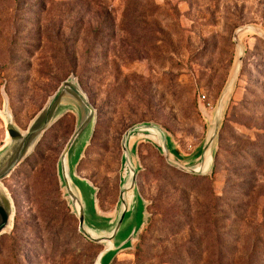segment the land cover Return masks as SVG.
<instances>
[{
  "label": "rangeland",
  "instance_id": "obj_1",
  "mask_svg": "<svg viewBox=\"0 0 264 264\" xmlns=\"http://www.w3.org/2000/svg\"><path fill=\"white\" fill-rule=\"evenodd\" d=\"M249 28L242 52L234 35ZM241 56L208 176L134 143L147 220L113 264H264V0H0V150L6 103L27 131L74 77L97 112L78 173L110 217L126 132L156 125L174 156L193 164ZM75 126L68 113L3 182L15 216L0 264H95L103 251L80 233L58 178Z\"/></svg>",
  "mask_w": 264,
  "mask_h": 264
},
{
  "label": "water",
  "instance_id": "obj_2",
  "mask_svg": "<svg viewBox=\"0 0 264 264\" xmlns=\"http://www.w3.org/2000/svg\"><path fill=\"white\" fill-rule=\"evenodd\" d=\"M249 30L252 29H240L234 35V41L242 52L244 50L238 37L240 33ZM254 31L258 32L255 29ZM241 63L242 56L237 62L229 88L224 92L217 108L209 138L201 149L197 162L185 165L179 161L172 152L167 134L156 125H137L126 132L121 144L123 156L119 199L115 212L110 217L99 212L96 188L78 173L79 164L92 141L97 124V112L78 81L74 77L64 81L31 121L27 131L17 127L6 103L4 117L7 141L0 150V237L12 229L15 216L13 200L3 182L35 152L46 132L68 113H73L76 116V126L59 158L58 178L68 204L79 221L80 233L91 243L104 248L95 264H113L119 254L133 248L147 220V204L138 187L139 169L134 143L139 139L148 141L173 168L194 176H208L214 166L215 148L224 107L235 86Z\"/></svg>",
  "mask_w": 264,
  "mask_h": 264
}]
</instances>
